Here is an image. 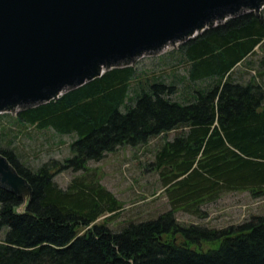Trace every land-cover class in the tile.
I'll return each mask as SVG.
<instances>
[{
  "label": "trees",
  "instance_id": "obj_1",
  "mask_svg": "<svg viewBox=\"0 0 264 264\" xmlns=\"http://www.w3.org/2000/svg\"><path fill=\"white\" fill-rule=\"evenodd\" d=\"M263 42L264 15L247 12L169 53L168 60L185 64L186 76L167 82L135 65L113 67L18 111L20 125L75 137L71 155L37 167L0 146L31 187L24 201L0 186V264H264V214L221 227L175 216L181 210L205 217L203 205L227 191H264V79L234 72ZM161 135L151 164L169 206L156 216L113 229L107 220L121 210L119 199L94 174L75 176L65 188L54 180Z\"/></svg>",
  "mask_w": 264,
  "mask_h": 264
},
{
  "label": "water",
  "instance_id": "obj_2",
  "mask_svg": "<svg viewBox=\"0 0 264 264\" xmlns=\"http://www.w3.org/2000/svg\"><path fill=\"white\" fill-rule=\"evenodd\" d=\"M263 7L264 0H0V113L56 99ZM0 186L24 201L31 195L1 153Z\"/></svg>",
  "mask_w": 264,
  "mask_h": 264
},
{
  "label": "rangeland",
  "instance_id": "obj_3",
  "mask_svg": "<svg viewBox=\"0 0 264 264\" xmlns=\"http://www.w3.org/2000/svg\"><path fill=\"white\" fill-rule=\"evenodd\" d=\"M260 13L264 15V7ZM167 47L161 53L152 56L141 57L134 65L137 70H145L147 75H162L165 80L171 81L177 77L186 76L185 64L177 63L168 58L171 52L178 48ZM162 57L165 59L161 61ZM264 42L262 46L255 48V53L250 55L235 68V76L242 75L245 79L255 76L264 79ZM261 73L262 77L259 76ZM176 83L182 90L186 79ZM207 80H199L198 84H204ZM15 113H0V146L13 147L21 159L32 167H37L42 162L55 158L64 159L71 155L70 142L75 135L61 134L48 127L38 129L34 126L20 125L14 121ZM173 132L167 133L171 138ZM165 136H155L148 142L137 145H123L114 151L107 152L98 161H89L85 170H63L54 177L56 183L65 188L73 177L78 175L94 174L96 179L118 199L121 210L107 220V224L117 229L130 220H140L168 208L167 198L161 186V181L156 170L151 164L155 150L162 144ZM20 206L18 209H22ZM206 216L198 218L184 211H176L175 216L180 223H201L210 226L221 227L231 223H237L255 214H264V191L253 193L249 190L227 191L213 202L203 205ZM101 215L97 221L105 220ZM2 236V235H0ZM210 244L202 242L200 246L208 247Z\"/></svg>",
  "mask_w": 264,
  "mask_h": 264
}]
</instances>
